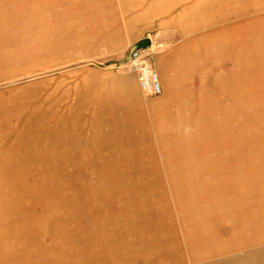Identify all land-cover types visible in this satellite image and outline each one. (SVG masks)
<instances>
[{"label": "rangeland", "instance_id": "1", "mask_svg": "<svg viewBox=\"0 0 264 264\" xmlns=\"http://www.w3.org/2000/svg\"><path fill=\"white\" fill-rule=\"evenodd\" d=\"M0 264H264V0H0Z\"/></svg>", "mask_w": 264, "mask_h": 264}, {"label": "built area", "instance_id": "2", "mask_svg": "<svg viewBox=\"0 0 264 264\" xmlns=\"http://www.w3.org/2000/svg\"><path fill=\"white\" fill-rule=\"evenodd\" d=\"M130 68L141 76V88L150 95H161L163 88L158 74L152 69L146 55L137 50L129 61Z\"/></svg>", "mask_w": 264, "mask_h": 264}, {"label": "bare ground", "instance_id": "3", "mask_svg": "<svg viewBox=\"0 0 264 264\" xmlns=\"http://www.w3.org/2000/svg\"><path fill=\"white\" fill-rule=\"evenodd\" d=\"M59 1H61V0H59ZM45 5H46V7H47V2L45 3ZM47 10L48 9H46V8H44V10L41 8V11H38V12H40V13H42V12H45L44 14H38V16L37 17H51L52 16V12H51V16L49 15V13H47ZM51 10L53 11V13H61V11L60 10H55L54 8H53V5H52V8H51ZM53 17V16H52ZM244 79V78H243ZM251 120H250V122L251 121H253L254 120V118H255V113H253V115H251ZM234 119V118H233ZM238 121V120H237ZM242 124V123H241ZM240 124V125H241ZM251 124V123H250ZM240 125H235V126H237V127H240ZM242 125H244V124H242ZM213 134V133H212ZM192 159V158H191Z\"/></svg>", "mask_w": 264, "mask_h": 264}, {"label": "water", "instance_id": "4", "mask_svg": "<svg viewBox=\"0 0 264 264\" xmlns=\"http://www.w3.org/2000/svg\"><path fill=\"white\" fill-rule=\"evenodd\" d=\"M149 45H150V42L149 41H146V42H143V43L139 44L138 46L134 47L131 50V53H130V56H129L127 62H129L131 60V57L134 54V52H136L139 49H146Z\"/></svg>", "mask_w": 264, "mask_h": 264}, {"label": "crops", "instance_id": "5", "mask_svg": "<svg viewBox=\"0 0 264 264\" xmlns=\"http://www.w3.org/2000/svg\"><path fill=\"white\" fill-rule=\"evenodd\" d=\"M165 9H166V8H165ZM163 10H164V9H163ZM166 12L168 13V9H166V10L163 11V13H166ZM169 12H170V11H169ZM167 13H166V14H167ZM35 27H36V26H35ZM45 35H46V34H45ZM41 38H44V36H41ZM48 38H49V37H47V35H46V44L48 43Z\"/></svg>", "mask_w": 264, "mask_h": 264}]
</instances>
